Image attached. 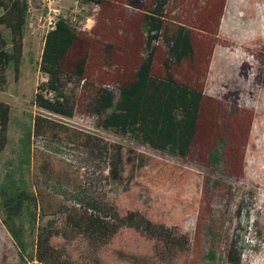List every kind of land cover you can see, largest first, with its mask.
Returning a JSON list of instances; mask_svg holds the SVG:
<instances>
[{
  "label": "trees",
  "instance_id": "16d2710c",
  "mask_svg": "<svg viewBox=\"0 0 264 264\" xmlns=\"http://www.w3.org/2000/svg\"><path fill=\"white\" fill-rule=\"evenodd\" d=\"M228 2L78 0L83 15L57 18L39 63V112L22 126L0 182V218L23 260L191 263L186 225L209 201L211 183L198 169L244 178L264 120V38L233 40L223 27ZM30 10L29 0H0L1 91L10 69L20 76ZM233 43L241 52L215 73ZM10 121L11 106L0 101V155ZM242 256L236 240L229 264Z\"/></svg>",
  "mask_w": 264,
  "mask_h": 264
},
{
  "label": "rangeland",
  "instance_id": "374dc122",
  "mask_svg": "<svg viewBox=\"0 0 264 264\" xmlns=\"http://www.w3.org/2000/svg\"><path fill=\"white\" fill-rule=\"evenodd\" d=\"M31 5L25 31V52L21 73L16 80L13 69L8 71V84L0 90V101L11 106L9 145L0 155V182L4 168L13 157L21 137L22 126L29 123L39 111L32 100L37 86L45 80L39 70L44 38L51 30L49 22L59 17L76 19L83 15L78 0H29ZM91 20L81 21V26L91 27ZM223 27L239 43L249 35L264 38V5L252 8L246 0H229ZM239 47L233 43L219 55L220 73L228 64L227 56L238 55ZM254 80L253 78H251ZM259 91L261 86H258ZM264 110V102L259 104ZM72 125L93 131L117 143L130 144L141 151L160 156L147 147H139L114 134L94 129L89 123L73 120ZM261 128V129H260ZM254 150L242 179L221 177L217 172L198 169L210 177L209 201L203 204L201 214L191 217L186 225L193 248L190 264H229V245L238 241L243 248L241 264H264V120L254 129ZM165 159L179 162L168 156ZM93 164V163H92ZM93 166V165H92ZM94 167V166H93ZM121 195L118 184L109 186V197L117 201ZM0 260L2 264H39L23 260L0 218Z\"/></svg>",
  "mask_w": 264,
  "mask_h": 264
},
{
  "label": "built area",
  "instance_id": "2783aa9c",
  "mask_svg": "<svg viewBox=\"0 0 264 264\" xmlns=\"http://www.w3.org/2000/svg\"><path fill=\"white\" fill-rule=\"evenodd\" d=\"M55 23H56V21H54V20H51L49 22V25H50L51 29H53V27L55 26Z\"/></svg>",
  "mask_w": 264,
  "mask_h": 264
}]
</instances>
